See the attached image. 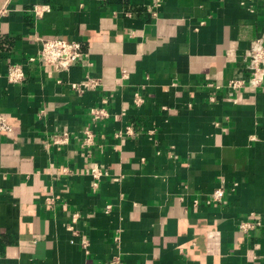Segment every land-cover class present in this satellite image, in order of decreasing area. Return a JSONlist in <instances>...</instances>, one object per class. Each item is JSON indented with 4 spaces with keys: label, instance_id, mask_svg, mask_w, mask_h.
I'll return each instance as SVG.
<instances>
[{
    "label": "crops",
    "instance_id": "1",
    "mask_svg": "<svg viewBox=\"0 0 264 264\" xmlns=\"http://www.w3.org/2000/svg\"><path fill=\"white\" fill-rule=\"evenodd\" d=\"M6 1L0 264H264V80L236 99L207 85L240 74L264 0ZM64 37L81 42L82 61L28 62ZM12 63H27L22 83L8 82ZM87 74L101 85L80 94L72 83ZM96 106L109 115L93 120Z\"/></svg>",
    "mask_w": 264,
    "mask_h": 264
},
{
    "label": "built area",
    "instance_id": "2",
    "mask_svg": "<svg viewBox=\"0 0 264 264\" xmlns=\"http://www.w3.org/2000/svg\"><path fill=\"white\" fill-rule=\"evenodd\" d=\"M12 9L8 2L0 5V17L8 15ZM33 10L36 14L44 11H50L46 5L34 6ZM81 42L71 38H46L41 41L40 51L36 56L30 57L28 62H39L40 64L53 69V71H67L72 66L82 61L85 57ZM26 64L27 63H12L7 68L6 78L9 83L18 84L26 79ZM240 74L229 78L225 83L217 84L208 82V87L215 92V90L224 88L230 97L235 98L237 91L245 87L246 84L253 87H258L264 80V32L263 34L253 38L250 42V47L244 57V66L240 70ZM123 73L126 74V71ZM101 85L100 78L87 74L80 81L72 83V87L80 94L86 91L97 88ZM211 101H215L214 94L209 96ZM140 98H136L135 103L140 104ZM90 114L93 120L106 118L109 113L104 106H96L91 108ZM11 125L9 120L0 116V130L10 131ZM95 135L93 131L87 129L82 136L83 146H90L94 143ZM69 141V133L67 131H60L54 134L53 142L56 144H66ZM92 174L95 177L101 176V170L97 167L92 169ZM224 195V188L218 187L212 193L214 200L220 201ZM110 208H107L109 211ZM72 224L69 226L75 233L74 224L79 220L80 212H74ZM240 229L244 232H249L255 225L249 221L240 223ZM87 240H83V246L86 247ZM110 264H125L118 257L113 258Z\"/></svg>",
    "mask_w": 264,
    "mask_h": 264
}]
</instances>
